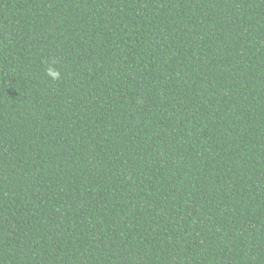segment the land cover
<instances>
[{
    "label": "trees",
    "instance_id": "16d2710c",
    "mask_svg": "<svg viewBox=\"0 0 264 264\" xmlns=\"http://www.w3.org/2000/svg\"><path fill=\"white\" fill-rule=\"evenodd\" d=\"M0 264H264V0H0Z\"/></svg>",
    "mask_w": 264,
    "mask_h": 264
},
{
    "label": "clouds",
    "instance_id": "9594fccd",
    "mask_svg": "<svg viewBox=\"0 0 264 264\" xmlns=\"http://www.w3.org/2000/svg\"><path fill=\"white\" fill-rule=\"evenodd\" d=\"M46 74L53 80H59L61 78L60 72L54 67H48Z\"/></svg>",
    "mask_w": 264,
    "mask_h": 264
}]
</instances>
